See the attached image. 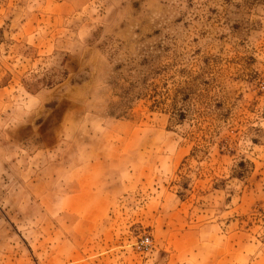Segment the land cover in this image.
<instances>
[{"label":"rangeland","instance_id":"374dc122","mask_svg":"<svg viewBox=\"0 0 264 264\" xmlns=\"http://www.w3.org/2000/svg\"><path fill=\"white\" fill-rule=\"evenodd\" d=\"M0 264H264V0H0Z\"/></svg>","mask_w":264,"mask_h":264},{"label":"built area","instance_id":"2783aa9c","mask_svg":"<svg viewBox=\"0 0 264 264\" xmlns=\"http://www.w3.org/2000/svg\"><path fill=\"white\" fill-rule=\"evenodd\" d=\"M149 241H150V239H148V238L145 240V242H149Z\"/></svg>","mask_w":264,"mask_h":264}]
</instances>
